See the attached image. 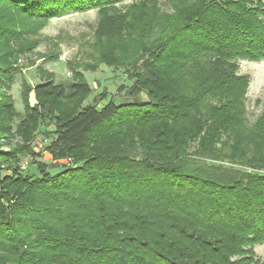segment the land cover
<instances>
[{
    "label": "trees",
    "instance_id": "obj_1",
    "mask_svg": "<svg viewBox=\"0 0 264 264\" xmlns=\"http://www.w3.org/2000/svg\"><path fill=\"white\" fill-rule=\"evenodd\" d=\"M125 1L0 0V138L21 139L0 145V264H264L254 250L264 243V111L248 124L250 77L238 63L264 61V2L166 0L176 18L138 0L134 22H121L109 14ZM92 9L119 36L83 69L124 68L128 98L85 105L93 88L80 65L69 84L41 67L43 83H22L21 115L9 90L22 56L51 19ZM127 27L139 30L131 44ZM46 120L50 164L32 148ZM24 153L40 176L20 173ZM62 160L70 165L48 171Z\"/></svg>",
    "mask_w": 264,
    "mask_h": 264
},
{
    "label": "rangeland",
    "instance_id": "obj_2",
    "mask_svg": "<svg viewBox=\"0 0 264 264\" xmlns=\"http://www.w3.org/2000/svg\"><path fill=\"white\" fill-rule=\"evenodd\" d=\"M161 9L166 12V15L176 16V6L166 0H159ZM197 0H190L182 3L194 2ZM256 1V0H255ZM264 2V0H262ZM134 2V3H133ZM139 2L138 0H126L119 4L109 15L116 16L124 15V18H119L121 22H134V10L130 13V8L133 4ZM180 5V6H181ZM129 14V15H128ZM128 15V16H127ZM113 16V17H114ZM126 16V17H125ZM155 18L152 16V20ZM102 16L99 15L98 9H92L86 12L71 13L63 17L53 18L47 26L41 31L42 42L34 49L32 53L22 56L20 61L21 71L16 74V80L9 93L15 102L17 111L22 115L24 113V104L22 100V83L28 81L31 87L44 82L39 69L45 68L55 74V82L57 84H69L73 80L72 66L80 65V70L83 71L87 81L93 88L92 95L86 100L87 104H96L99 108L104 106L111 99L116 104L123 103L127 98V89L132 86L133 79H130L124 68L114 69L105 64H98V70L85 71L84 64L99 63L101 54L103 53L108 40L117 39L119 33L117 27H101ZM145 19V18H144ZM151 23L146 24V28L152 26L153 36L159 34L160 26L157 24V18ZM103 20V19H102ZM123 20V21H122ZM156 26V27H153ZM125 28V27H123ZM135 27H127L126 33L123 35L121 41L131 44L138 36V32L132 35L128 33L134 30ZM145 28V33L148 30ZM140 29V28H139ZM98 31V34H97ZM123 31V30H122ZM58 54L57 60L51 61L47 56ZM46 56V57H45ZM239 74L248 75L250 77V85L245 97V104L247 109L248 124L252 125L261 116L264 111V61L239 60ZM121 87L123 90H121ZM106 91L108 96L104 98L101 94ZM142 99L148 101V96L145 92L141 95ZM29 103L32 106L37 104L35 90L29 93ZM22 116L15 120V126L20 122ZM55 127L49 124L46 120L35 133L32 148L35 153L39 155L38 161L50 164L53 162L51 154L47 150L51 141L54 138ZM12 138V140L10 139ZM0 138V145H3L4 150L11 149L21 143L19 136ZM20 167L24 176L37 177L41 173L38 166L34 163L33 158L27 154H20ZM60 167L48 169L53 174H56L62 168L69 164V161L62 160ZM226 164V163H225ZM229 165V164H226ZM4 173H11L10 170ZM257 258L264 263V243L257 244L254 247ZM256 264V263H254Z\"/></svg>",
    "mask_w": 264,
    "mask_h": 264
}]
</instances>
